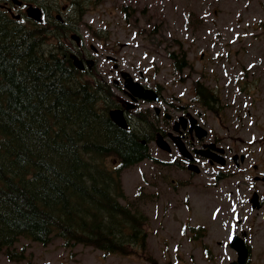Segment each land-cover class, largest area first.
I'll return each mask as SVG.
<instances>
[{"label":"rangeland","instance_id":"1","mask_svg":"<svg viewBox=\"0 0 264 264\" xmlns=\"http://www.w3.org/2000/svg\"><path fill=\"white\" fill-rule=\"evenodd\" d=\"M49 1L75 12L83 43L69 36L72 52L94 60L91 72L105 85L119 80L120 87H112L114 100L126 95L121 71L149 87L161 86L162 102L137 106L158 118L152 159L122 170L127 196L144 192L139 205L148 216L147 246L132 255L106 254L92 246H65L60 238L47 245L22 238L16 248H24L25 257L14 260L0 252V264H229L237 258L229 245L234 234L251 247L246 264H264V206L254 210L250 203L255 188L264 199V181L254 177L264 162V0H77L76 6L75 0ZM172 52L179 58L185 53L183 73L174 72ZM224 71L239 77L237 86L227 83ZM252 78L259 89L247 99L239 88L246 90ZM220 80L229 87L222 88L226 94L218 95L213 110L194 99L198 81L216 90ZM169 101L203 112L210 137L245 152L246 161L225 168L204 160L199 173L184 168L155 142L156 134L167 133ZM156 106L163 109L159 117ZM106 162L115 164L112 157Z\"/></svg>","mask_w":264,"mask_h":264},{"label":"trees","instance_id":"2","mask_svg":"<svg viewBox=\"0 0 264 264\" xmlns=\"http://www.w3.org/2000/svg\"><path fill=\"white\" fill-rule=\"evenodd\" d=\"M70 31L0 10V252L10 259L25 257L22 238L106 254L147 246L143 193L130 199L121 171L150 155L158 128L144 112L128 128L113 121L108 84L76 67Z\"/></svg>","mask_w":264,"mask_h":264},{"label":"flooded vegetation","instance_id":"3","mask_svg":"<svg viewBox=\"0 0 264 264\" xmlns=\"http://www.w3.org/2000/svg\"><path fill=\"white\" fill-rule=\"evenodd\" d=\"M31 6H38L41 8L42 13L44 14V17L48 18L50 21L55 22V19L53 18L54 14H57L60 12V10H57V7L55 9L47 10L48 4L46 3V0H0V10L4 11L5 14L13 19L20 22H33L32 19L28 16V9ZM3 12V13H4ZM63 13V12H62ZM174 53H170V58L172 59V67L174 72L183 71L186 68L187 65V58L185 57V53L182 55V57H175L173 55ZM204 56V53H202ZM118 69V67H115ZM226 77L229 75L226 73V71L223 72ZM177 79H174V82ZM239 77H235V75H231L227 79V83H233L237 86L239 82ZM114 86L117 88L119 86V80H115ZM147 86V85H145ZM220 87V88H219ZM229 87V85H226V82L223 80H220L217 84L216 90L210 89L205 85L204 83H200L198 81L197 85L194 88L195 95L194 99H197L199 103H202V106L206 108H213L215 107V103L218 102V95L221 94V96H225V91L222 88ZM161 95V102L162 94H161V86L157 84L154 87ZM241 90V94L245 95L247 99H250V97H254V94L256 91H258L259 86L254 85L253 78L251 81H249L246 84V90H243V87L239 88ZM124 98H120L119 106L122 107L125 110L126 116L128 119H134L137 116V112L140 111L139 107L137 106L141 101H145L146 103L148 100H134L133 103H130L128 99H133L132 96L123 88ZM213 95V97L211 96ZM204 96L209 98H204ZM209 103L205 104L204 103ZM214 102V105H212ZM151 103V102H149ZM212 103V104H211ZM166 106H168L167 112L164 114V118L167 122L168 128L167 133L164 132L165 138L168 140L171 149L169 150V153H172L174 155V158H177L179 160L180 164L190 170L194 171L197 168L196 167H190L191 163H194L197 165L198 169L200 170L202 168V164L205 162L204 160H207L209 162V165H215L218 164L215 156H221L224 159V163L226 165H222L225 168L229 165L230 162H234L237 166L240 165V163L245 162L247 158V154L241 153L240 156L237 153V150L231 146L222 144L217 139L211 138V128L209 127V122L207 117H205V114L201 111H196L193 109V106H178L175 104L174 101H169L168 103H164ZM212 105V106H211ZM137 108V109H136ZM136 109V110H135ZM144 110V109H143ZM152 111L149 109V107H145V112ZM134 112V113H133ZM139 113V112H138ZM163 113V109L159 107H155V114L158 116H161ZM198 125L203 126V128L206 129H198ZM204 130V131H203ZM183 142L186 146L185 152L180 150V147L178 145L179 142ZM183 154H182V153ZM244 155V158L241 159V155ZM176 160V159H175ZM239 160V162H236ZM174 163V162H171ZM258 163L253 164V168H257ZM194 169V170H193ZM262 173V175H261ZM221 175V172L218 173V176ZM216 177L219 179L220 177ZM255 179L257 181H264V162L262 163V170L258 171V174H255ZM250 203L252 205V208L254 210L261 209L264 206V199L263 194L258 191V188H255L252 192V196L250 198ZM242 237V236H241ZM244 239V242L247 246V258H250L251 253V247L246 242V238L242 237Z\"/></svg>","mask_w":264,"mask_h":264},{"label":"water","instance_id":"4","mask_svg":"<svg viewBox=\"0 0 264 264\" xmlns=\"http://www.w3.org/2000/svg\"><path fill=\"white\" fill-rule=\"evenodd\" d=\"M29 15L34 17L35 19H40V9L30 8ZM75 63L78 64L80 67L84 66L83 61L80 59H75ZM123 75L126 79L125 86L129 88L136 96L151 100H157L160 98L159 94L154 89L145 88L140 82L134 81L132 77L128 75L127 72H124ZM110 115L118 125L122 127H126L128 125L122 109H112L110 111ZM158 144L164 148H168V144L163 140V136L161 135L158 136ZM181 148H184L183 144L181 145ZM231 244L239 251L238 260L232 262L231 264H244L247 258V248L244 244L243 239L238 236H235Z\"/></svg>","mask_w":264,"mask_h":264},{"label":"bare ground","instance_id":"5","mask_svg":"<svg viewBox=\"0 0 264 264\" xmlns=\"http://www.w3.org/2000/svg\"><path fill=\"white\" fill-rule=\"evenodd\" d=\"M212 104V103H211ZM95 163V162H94ZM100 163V162H99ZM112 172V171H111ZM122 182V181H121Z\"/></svg>","mask_w":264,"mask_h":264}]
</instances>
